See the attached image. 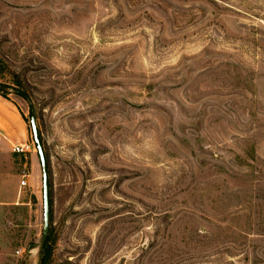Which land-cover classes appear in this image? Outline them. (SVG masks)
<instances>
[{
    "label": "rangeland",
    "instance_id": "rangeland-1",
    "mask_svg": "<svg viewBox=\"0 0 264 264\" xmlns=\"http://www.w3.org/2000/svg\"><path fill=\"white\" fill-rule=\"evenodd\" d=\"M0 86V264H264V0H0Z\"/></svg>",
    "mask_w": 264,
    "mask_h": 264
},
{
    "label": "water",
    "instance_id": "water-1",
    "mask_svg": "<svg viewBox=\"0 0 264 264\" xmlns=\"http://www.w3.org/2000/svg\"><path fill=\"white\" fill-rule=\"evenodd\" d=\"M0 91H7L3 86H0ZM18 95L26 98L30 101V96L24 92H17ZM30 125L32 131V137L34 144L37 149V154L41 164L42 170V189H43V232H42V247L46 243L48 232H49V188H48V168L47 162L43 150V146L40 140L36 119L34 116V109L31 107Z\"/></svg>",
    "mask_w": 264,
    "mask_h": 264
},
{
    "label": "crops",
    "instance_id": "crops-1",
    "mask_svg": "<svg viewBox=\"0 0 264 264\" xmlns=\"http://www.w3.org/2000/svg\"><path fill=\"white\" fill-rule=\"evenodd\" d=\"M12 120H9L8 117L3 118L0 117V147L7 150L19 146L27 144V130L25 126H23V121L20 115L13 113L11 114ZM13 122V124H12ZM26 158V155H24ZM11 196H15V194H11Z\"/></svg>",
    "mask_w": 264,
    "mask_h": 264
},
{
    "label": "built area",
    "instance_id": "built-area-1",
    "mask_svg": "<svg viewBox=\"0 0 264 264\" xmlns=\"http://www.w3.org/2000/svg\"><path fill=\"white\" fill-rule=\"evenodd\" d=\"M30 146L31 144H25V145H19V146H15L12 148V152L15 154H22V155H27L28 153H30ZM28 177V172L26 169L22 170V180L20 182V186H25L26 185V178Z\"/></svg>",
    "mask_w": 264,
    "mask_h": 264
}]
</instances>
